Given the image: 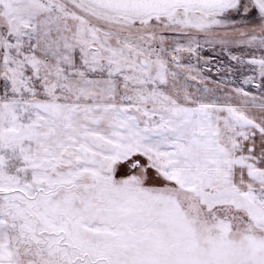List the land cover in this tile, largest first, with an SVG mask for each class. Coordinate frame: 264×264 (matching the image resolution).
<instances>
[{
	"label": "snow or ice",
	"instance_id": "6c2138e0",
	"mask_svg": "<svg viewBox=\"0 0 264 264\" xmlns=\"http://www.w3.org/2000/svg\"><path fill=\"white\" fill-rule=\"evenodd\" d=\"M0 264H264V0H0Z\"/></svg>",
	"mask_w": 264,
	"mask_h": 264
}]
</instances>
